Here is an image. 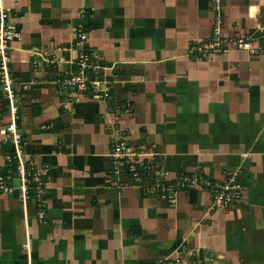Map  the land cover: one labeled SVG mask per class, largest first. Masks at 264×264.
I'll return each mask as SVG.
<instances>
[{"label": "crops", "instance_id": "crops-1", "mask_svg": "<svg viewBox=\"0 0 264 264\" xmlns=\"http://www.w3.org/2000/svg\"><path fill=\"white\" fill-rule=\"evenodd\" d=\"M214 1L0 0V29L18 33L0 56V171L14 120L47 173L43 219L18 177L0 191V264H264V0ZM216 23L260 50L189 54ZM82 47L95 82L67 96L57 80ZM116 143L167 182L234 176L242 197L168 201L114 172Z\"/></svg>", "mask_w": 264, "mask_h": 264}, {"label": "built area", "instance_id": "built-area-1", "mask_svg": "<svg viewBox=\"0 0 264 264\" xmlns=\"http://www.w3.org/2000/svg\"><path fill=\"white\" fill-rule=\"evenodd\" d=\"M218 3L219 0H215ZM2 18V16H0ZM18 37V33L13 26H5L0 29V56L4 57L8 48V42ZM86 39L85 33L79 34L77 44H82ZM233 44L236 47L247 49L250 53L254 54L260 50V47L253 46L251 39L235 36V37H223L220 33L217 23L212 28L210 40L198 45L192 46L188 53L194 55V57L206 56L210 52H223L228 49V45ZM5 68V63H2ZM76 69L71 72H67L59 77L57 80L58 87L62 92H65L69 96L72 92L81 93L86 90L89 82H95L88 79V72L91 66L90 57L82 47L79 53V59L76 62ZM2 133L9 137L11 143L15 146V154L11 157L7 155L6 166L4 167V174H0V191L3 193H10L12 191L11 182L14 178L21 180V187L24 196L28 197V191L33 190L34 195L32 198L36 201L37 216L39 219L44 217V179L43 174L38 170L35 165L29 161L24 160L20 154L21 150V134L16 128L15 121L13 120L9 124H6L2 129ZM135 151L130 150L128 147L121 143H116L110 156L115 162L114 172L116 174H125L130 176L134 182H141L146 177H150L152 182L149 187L155 189L162 198L173 200V193L180 190L181 186L186 188H193L195 186L206 187L211 195L214 205L225 207L232 203L239 201L242 197L239 184L234 176L226 182H212L209 179L203 177L200 174H195L193 177L181 176L176 182H167L159 177V172L156 170L154 164L150 161L147 163L139 162L136 159ZM15 159V167L11 166V159ZM130 158V159H129ZM123 167V168H122ZM122 169L124 171H122ZM181 182H186L182 184Z\"/></svg>", "mask_w": 264, "mask_h": 264}, {"label": "trees", "instance_id": "trees-1", "mask_svg": "<svg viewBox=\"0 0 264 264\" xmlns=\"http://www.w3.org/2000/svg\"><path fill=\"white\" fill-rule=\"evenodd\" d=\"M14 155V153H10V156L12 157ZM11 166L12 167H15V159H11ZM4 170H5V168H3L1 171H0V174H4L3 172H4ZM44 175L45 176H47V173L45 172L44 174H43V179H44ZM34 195V193H33V190L32 189H30L29 191H28V197H32Z\"/></svg>", "mask_w": 264, "mask_h": 264}, {"label": "rangeland", "instance_id": "rangeland-1", "mask_svg": "<svg viewBox=\"0 0 264 264\" xmlns=\"http://www.w3.org/2000/svg\"><path fill=\"white\" fill-rule=\"evenodd\" d=\"M5 103V102H4ZM3 128H5V125H3ZM2 134V136H4V141L7 139V142L9 141V142H11L10 141V139H9V137H7V136H5V134H3V133H1ZM130 159V158H129ZM123 168V167H122ZM122 171H124L123 169H122ZM125 175V174H124ZM128 177H130V176H127V178ZM188 177V176H187ZM191 178V177H190ZM129 179V181H133V180H131L130 178H128ZM178 179H176L175 180V182L177 181ZM152 182V180L150 179L149 180V184ZM182 184H186V182H181ZM186 187L185 186H181L180 187V189H185ZM166 200H168V201H170L169 199H166Z\"/></svg>", "mask_w": 264, "mask_h": 264}]
</instances>
